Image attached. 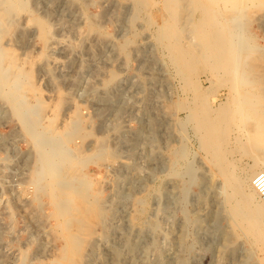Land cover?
Wrapping results in <instances>:
<instances>
[{"label":"rangeland","instance_id":"rangeland-1","mask_svg":"<svg viewBox=\"0 0 264 264\" xmlns=\"http://www.w3.org/2000/svg\"><path fill=\"white\" fill-rule=\"evenodd\" d=\"M22 1L27 10L3 0L9 25L0 28V48L27 73L18 84L35 112L26 115L35 119L34 127L40 125L41 140L44 126L61 130L77 119L57 151L70 161L79 147L85 157L75 161L79 176L63 196L66 212L78 208L76 198L98 200L102 207L100 221L87 223L91 236L79 264H264L253 236L232 227L222 180L186 120L179 75L157 28L147 23L158 18L156 6L136 13L132 0ZM249 4L243 35L263 51L244 54L258 59L252 71L263 81L257 83L245 63L241 70L257 89L243 90L264 105V8ZM198 77L204 81V74ZM227 92L217 89L214 107L225 103ZM15 96L0 90V264H52L65 246L64 235L76 226L59 228L46 186L62 165L40 175L34 149L40 138L25 133L18 114L22 102ZM242 126L230 134L237 158L230 176L244 178L248 192L254 159L236 140L245 141L244 130L255 127L254 121ZM98 145L105 151L95 156ZM35 172L38 189L30 184Z\"/></svg>","mask_w":264,"mask_h":264},{"label":"bare ground","instance_id":"bare-ground-1","mask_svg":"<svg viewBox=\"0 0 264 264\" xmlns=\"http://www.w3.org/2000/svg\"><path fill=\"white\" fill-rule=\"evenodd\" d=\"M7 1L12 3L14 8L26 9L22 0ZM132 1L134 4L133 11L136 13H139L141 9L150 13L151 7L155 8L156 6L155 10H152L155 11L158 18L149 17L147 23L155 25L157 28V40L164 43L163 45H165L172 66L179 75L180 81L178 82L181 84V92L187 97L184 96L186 103L183 105L186 107V120L190 121L200 147L210 161L208 162L214 165L217 175L222 180L223 202L227 205L224 204V206L228 207L226 208L227 210L224 209L228 212L232 222H234L232 227L244 228L248 236H253L254 240L250 238L254 243L264 251V199L258 195L253 186L255 179L253 175L264 174V149L261 148L262 144L264 145V105L261 102V98L256 94V96L250 97L246 94L247 90H243L247 86V89L253 91L255 83L263 81L260 75L252 71L257 66L258 59H255L254 55L250 53L247 55L244 53L250 51L262 52L263 49L256 45L254 38L243 35L242 23L248 15L249 5H251L249 3L255 4V8L262 10L264 8V0ZM158 4L161 6L157 7ZM4 6L5 3L0 0V28H6L9 25L6 11L4 12L2 8ZM35 23L41 30H44L42 22L35 20ZM2 49L0 48V90L2 95L15 93L14 101L20 100L22 102L18 112L20 121L27 136L35 139L40 134L38 133L40 130H37L40 125L37 128L34 127L35 119L26 115L32 102L25 96L26 91H20V83L18 84L21 77H27V73L14 63L13 56H11V53L9 54L10 51L4 52ZM3 62H5V65ZM245 63L251 64L250 72H252L255 83L250 82V78L248 80V72L241 70ZM200 73L204 74V81L199 80L198 76ZM204 83L208 84V86L204 87ZM220 87H226L229 96L225 103L214 107L215 93ZM32 88V86H27V89H23L29 91ZM232 102H234L233 106L231 105ZM34 103L38 105L37 108L43 106L39 100ZM35 104L32 106L34 107ZM32 111L35 112L34 109ZM249 118L254 121L255 127L252 126L247 129L245 128V123ZM50 121L48 119L49 123ZM76 121V118H72L61 130L44 126L45 128L41 129L43 131L41 134L44 138L41 140L39 135L40 142L38 138L34 140L38 142L34 143V149L36 160L41 164L40 175L48 174L51 169L57 167L58 163L62 165L61 168L56 169L51 175L48 184L46 183L47 186L45 185L48 188V197L54 203L53 209L55 208L57 211V216L55 217L60 221L59 228L69 229L71 223L76 226L75 232L70 231L67 235H64L65 246L52 264H79L82 257H86L83 256V251L91 236L87 223L92 220L99 222L101 216V203L94 199L89 201L85 198H76L75 203L78 208H74L72 212H66L70 208L68 203L63 200V196L67 197V191L69 192V189H71V183L79 176L76 171L78 163L75 161L77 158L79 161H84L85 157L79 152V147L74 148L75 152L72 157L75 159H69L70 161L60 157L57 151L60 144L67 140L63 137L68 136L74 130ZM241 124L243 125L242 127L245 126L244 135H242L245 144L240 138L236 140V143L239 146L243 145V150L253 156L255 166L249 172L248 181L250 185L248 192L244 188V178L230 176L234 172L237 162V158L233 156L232 149H230V134L233 127ZM104 145H98L95 150L96 153H94L95 156H100L99 152L105 151ZM228 157H232V160L228 159ZM69 158L71 157L69 156ZM191 171L189 172L191 173ZM39 177L35 172L30 182L35 188L40 183H38ZM46 181L48 180L46 179ZM56 181L60 183L58 189L53 186ZM86 197H89V194ZM78 215L82 217L78 218ZM61 220H64V222H61ZM262 261H264V258Z\"/></svg>","mask_w":264,"mask_h":264},{"label":"built area","instance_id":"built-area-1","mask_svg":"<svg viewBox=\"0 0 264 264\" xmlns=\"http://www.w3.org/2000/svg\"><path fill=\"white\" fill-rule=\"evenodd\" d=\"M253 186L257 191L258 195L264 199V174L256 175Z\"/></svg>","mask_w":264,"mask_h":264}]
</instances>
